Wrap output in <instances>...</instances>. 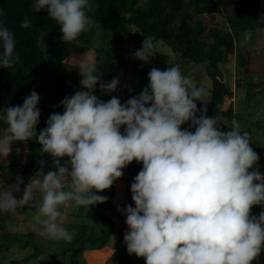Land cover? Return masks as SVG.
<instances>
[{"label": "clouds", "instance_id": "9594fccd", "mask_svg": "<svg viewBox=\"0 0 264 264\" xmlns=\"http://www.w3.org/2000/svg\"><path fill=\"white\" fill-rule=\"evenodd\" d=\"M41 10L60 26L64 43L97 26L87 14L92 11L90 0H33L32 11ZM254 23H264V15ZM31 26L25 16L20 27ZM244 37L250 39L252 31ZM15 47L14 33L0 20V67H14ZM155 53L145 37L134 58L147 64ZM77 66L83 90L65 96L59 105L63 114H50L39 134L40 97L35 90L22 106L0 111V159L10 155L14 142L35 139L41 154L53 157L55 168L37 173L42 179L38 184L31 179L20 199L14 196L23 184L17 176L15 184L0 190V212L34 208L41 235L71 242L74 232L64 226L61 207L107 202V196L97 193L110 189L136 161L143 167L131 184L135 207L117 209L126 216L129 255L143 257L146 264L258 261L264 251V210L258 216L251 210L264 206V174L254 167L260 157L240 123L232 120L230 130L221 131L219 118L206 115V104L197 108L204 89L178 65L151 68L149 84L123 104L115 96L105 102L94 94L97 84L102 93L115 92L118 78L104 82L99 65L87 53ZM186 123L189 128L182 130ZM64 157L68 160L62 164Z\"/></svg>", "mask_w": 264, "mask_h": 264}, {"label": "trees", "instance_id": "16d2710c", "mask_svg": "<svg viewBox=\"0 0 264 264\" xmlns=\"http://www.w3.org/2000/svg\"><path fill=\"white\" fill-rule=\"evenodd\" d=\"M139 1L90 0L92 11L87 14L97 22V26L82 33L76 41L64 43L61 39L60 26L48 16L47 12L32 11L33 0H0V20L14 33L15 55L18 57L12 69L0 67V111L6 105L19 102L25 91L35 88L39 78L54 82L55 89L62 91L60 82L56 83L55 78L51 80L50 76L45 75L48 61L64 63L71 54L89 50H94L99 57L115 49H121L127 38H135L130 56L122 57L117 66L111 67L104 73L102 79L108 82V78L124 65L142 62L134 58V52L140 49L146 37L153 44L159 40L164 41L178 54L176 61L171 65L158 63L152 57L144 72L147 85L148 73L153 67L165 70L174 65L192 64L195 71L205 73L213 82L209 95L204 94L203 102L196 101L197 108L201 109L206 104L207 112L210 113L208 117L225 116L231 128V122L237 116L233 106H229L226 110L222 109L226 98L232 95V91L221 78L220 65L233 43V35L230 30L217 28H211L206 32L203 21L194 17L196 14L225 13L231 29L240 33L242 37L245 31L251 30L254 39L258 34H264V23H254L264 15V0H149L147 8L140 7ZM25 16L31 21L32 26L29 29L20 27ZM251 58L248 52L243 61L247 75H251ZM101 93L97 84L94 94ZM63 111L62 107L56 112L63 114ZM50 114L52 113L46 111L40 118L36 128L37 134L47 126L46 122ZM249 135L252 137L250 133ZM34 152L35 150L33 154ZM259 157L264 163L262 154ZM142 167V163L133 161L123 170L124 174L121 177L127 183V205L133 207L135 205L132 201L131 184ZM110 190L111 198L114 196L113 186ZM97 213L99 219L105 222V228L100 227L98 232L91 233H86L83 228L78 230V234L83 236L70 245L69 264H79V254L83 250L103 247L113 233L114 222L107 214V210ZM251 213L256 215L253 208Z\"/></svg>", "mask_w": 264, "mask_h": 264}, {"label": "crops", "instance_id": "0c3cea01", "mask_svg": "<svg viewBox=\"0 0 264 264\" xmlns=\"http://www.w3.org/2000/svg\"><path fill=\"white\" fill-rule=\"evenodd\" d=\"M86 53L89 56H91L94 62H96L99 65V71H101L104 75V73L107 70H104L103 68L106 66V63L108 64V58L109 59L111 58L109 52L98 57L94 50H89V51H83V52H77L71 54V56L64 63H56V62L48 61L47 66L49 70L51 72L58 74L55 77L58 79L56 83L60 82L62 91L55 89L54 82L47 81L43 78H39L36 81L35 88L31 90H27L19 102L6 105L5 107L16 106V105L22 106L24 98L30 95V93L33 90H35L40 97V101L37 105L41 113L40 118L43 116V114L46 111L50 113L56 112V107H58L57 103L60 102L58 101L59 96H61V100H63L65 96H71L75 91L83 90L80 85V80L82 77L79 75V68L77 64L79 60L86 55ZM130 53H131V49H130ZM130 53L127 54L124 53V55L128 57L130 56ZM158 56L160 57L161 55L159 53H155V55H153L155 61L159 58ZM177 56L178 54L176 53L175 56L172 58V62H170V64L169 63L166 64L165 62L164 63L160 62V63L165 65H171L176 61ZM179 67L181 69L182 74L185 75L186 77H194L199 82L205 79L207 81L208 88H210L209 82L211 78L205 73L195 71V68L192 64L189 63L186 65H179ZM147 68L148 67L143 68L144 72L145 70H147ZM138 69H141V64L129 63L124 65L114 75L108 78V82H111L113 78L119 79L120 83L117 87V90L112 93H101L97 95L98 98L106 102L109 99H111L113 96H115L123 104L131 96H138L140 92L144 89V87H146L144 86L143 88H141V90L135 88V84L137 81L135 75ZM192 72L193 73L195 72V74H193ZM242 76H243L242 81L240 79H237L238 81L236 80L234 86L248 88L247 77H244L245 74ZM207 77L208 79H206ZM243 80H245V82ZM211 88L208 90H211ZM56 91L59 92L61 95L57 94ZM228 98H232V95L226 98L222 109L226 110L229 106H233L235 113L236 109L235 106L232 105V102L229 103V106L225 107ZM5 107H3V109ZM0 127H4L2 121H0ZM185 128H189L188 123L182 125V130ZM190 130L193 131L194 128H191ZM249 138H250V146L253 148L254 151L255 150L257 151L259 149L258 146L259 142L253 139L250 135ZM41 147L42 146L35 139L29 140L27 142H14L11 145L12 151L10 155L6 159H0V190H3L9 185L15 184L16 178L17 176H19L23 179V184H21L20 186L21 191L19 193H14V196L17 199H20L22 198L24 187L27 186V184L30 182L31 179L34 178V182L37 184L39 180L42 179V176H37V173H39L41 170L45 174L50 170L55 171V168L53 166V157H51L48 154L42 155L40 151ZM33 150H35L34 154H33ZM263 152L264 150L262 151V155ZM67 160L68 158L64 157L61 160V163L63 164ZM41 161L44 162L43 166L40 163ZM113 188H114L113 190L114 196L111 198H110L111 195L109 194V192L111 191L110 189L97 193L98 195H103L108 197V201L103 204H96L93 206H77L75 205L74 202H69L68 204L61 207V211L63 212L64 215V226L71 232H76L75 226L80 225L78 223L76 224L77 213L80 214L79 215L80 219L81 216H84L85 214H88L90 218L95 216L98 219L97 222L99 223L90 225L89 227L84 229L86 233H91L94 231L98 232L99 229H101L100 227H102L103 224L105 225V222L99 219V215L97 211H102L106 209L107 214L112 217L114 222L113 232L116 231L117 234L113 236L112 233L108 242L103 247L89 248L83 250L79 254V264H81L82 261L86 262L85 264H124V262H122L121 257L118 256L120 258V262L117 261L116 258L114 257L118 255L120 250L119 245L121 241H124V234L128 230L125 222L126 216L123 214L122 211L117 210L118 206L121 209H123L127 205V183L124 180V178H120L115 181V183L113 184ZM36 198L37 199L40 198V194L38 191L36 194ZM89 213H91V215ZM36 216L37 213L35 209L30 208L28 206H25L23 208H18L15 212H0V240L1 239L3 240V245H2V241L0 243V251L1 248L3 252L4 251L7 252L10 251L11 248L28 247L26 246V244L25 246H23V244H21L20 246L14 244L13 242H9V239L18 238V236L19 237L30 236L31 238L34 237L35 235H38L39 237L41 236L42 239H44L45 235H41L42 226L39 223H37ZM82 225L86 226L84 223ZM120 226L123 228H121ZM106 227H107V222H106ZM117 236L120 237V240H117L118 239ZM69 247L67 248L64 247L62 252L66 251L65 253H68ZM43 249L46 250V248ZM47 249L48 250L46 252H48L51 248L50 249L47 248ZM50 252L55 253V251L53 250H50ZM126 253L128 252L124 251L123 252L124 256L122 257L131 259V255L129 254L125 257ZM121 255L122 254H120V256ZM139 258L140 259L136 258L137 261L133 260L131 263L143 264L141 259H143L144 261L145 259L143 257H139ZM13 261L16 262L17 260L13 259Z\"/></svg>", "mask_w": 264, "mask_h": 264}, {"label": "rangeland", "instance_id": "374dc122", "mask_svg": "<svg viewBox=\"0 0 264 264\" xmlns=\"http://www.w3.org/2000/svg\"><path fill=\"white\" fill-rule=\"evenodd\" d=\"M233 1V0H231ZM149 5V0H140L139 6L142 8H147ZM196 19H201L206 27V32H208L211 28L217 29H224L230 30L233 35V43L228 49L226 54L225 60L221 63V78L224 82H226L231 91H232V98H228L226 101L225 107L229 106V103L232 102V105L235 106V114L237 117L234 120L238 121L241 125V132L248 131L252 138L259 142V149L255 152L258 155L262 154L264 150V34H258L254 40L252 37L250 39H245V37L240 36V33L236 32L235 30L231 29L228 26L227 22V15L225 13L221 14H196ZM137 30L136 28H133ZM239 35V36H238ZM209 39V38H207ZM256 39V40H255ZM135 38H127L125 40L124 45L120 49H115L113 52H109L110 59L108 58V64L103 68L104 70H108L113 66H117L119 61L122 57H124V53H130V49H132ZM99 46V45H98ZM141 48V46H140ZM155 52L159 53L161 56L156 60L158 63L165 62L166 64H170L172 62V58L175 56V52L169 47L164 41L159 40L154 43ZM124 52V53H123ZM248 52L252 56L250 60L251 65V75H247L244 70L243 61L247 57ZM155 55V54H154ZM157 57V56H156ZM163 60V61H162ZM141 64V69L136 71L135 78H137L135 88L140 89L144 86H147V78L145 77V73L143 68L148 67L150 63L145 64L144 62L135 63ZM144 66V67H142ZM47 77L50 76V79L55 78L58 74L51 72L49 68L45 70ZM193 73V72H192ZM195 74V72L193 73ZM247 77L248 88L247 87H235L234 84L237 79L242 81L243 76ZM192 80L193 84L198 88L204 89V94L209 95L210 89L213 85L212 79L210 80V88L207 86V81L201 80V82L197 81L194 77H188ZM202 79V78H201ZM208 79V77L206 78ZM58 79L55 78V81ZM238 81V80H237ZM245 82V80H243ZM134 87V86H133ZM57 92V91H56ZM26 93V91H25ZM57 94L61 95L59 92ZM60 102L57 103L56 111L62 109V106H59L61 103V96H59ZM199 109V108H198ZM60 113V112H59ZM249 113V114H248ZM209 112H206V115H209ZM199 115V112L197 113ZM249 115V116H248ZM239 117V118H238ZM220 124L221 131H228L230 130L229 127V120L225 116L218 117ZM258 121V122H257ZM121 132H124V127L122 126ZM248 133V134H249ZM264 158V152H263ZM264 160V159H263ZM255 214L258 216L259 213L264 210V206L257 205L253 207ZM80 214L77 213L76 216V225L74 232V238L71 242L66 241H56L47 236L42 239V237L35 235L34 237L30 236H23L18 238L9 239V242H13L16 245L26 244L28 247H18V248H11L10 251H4L1 248L0 251V264H69L70 259L68 257L69 253L62 252L64 247H69L73 241H77L81 236L79 235L78 231H80L81 225L84 223L86 226L82 225L83 230L89 227L90 225L99 223L97 222L98 219L94 216L92 218L89 217L88 214L79 217ZM124 221V220H123ZM101 224V223H100ZM123 224V223H121ZM102 227L105 228L104 224ZM121 227V226H120ZM123 228V227H121ZM123 232V231H122ZM84 234V233H82ZM117 233L116 231L113 232V236ZM120 240V237L117 236ZM3 240H0V243ZM49 244V245H48ZM119 253L116 257V260L120 262V258L124 264H132L133 260L140 259L139 257H135V254L131 255L130 258H124L122 256L123 252H127V246L124 241H121L119 245ZM43 248H46L44 250ZM55 251V253L46 252L48 249ZM120 254H122L120 256ZM128 253L125 254V257ZM119 256V257H118ZM24 258V259H22ZM17 260L16 262L13 261ZM143 264L146 262L141 259ZM137 261V260H136ZM140 261V260H139ZM86 262L82 261L81 264H85ZM254 264H264V251L261 252L258 261H254Z\"/></svg>", "mask_w": 264, "mask_h": 264}, {"label": "built area", "instance_id": "2783aa9c", "mask_svg": "<svg viewBox=\"0 0 264 264\" xmlns=\"http://www.w3.org/2000/svg\"><path fill=\"white\" fill-rule=\"evenodd\" d=\"M256 168H258V170L260 171V173L264 174V163L262 161H258L257 165L254 166Z\"/></svg>", "mask_w": 264, "mask_h": 264}]
</instances>
